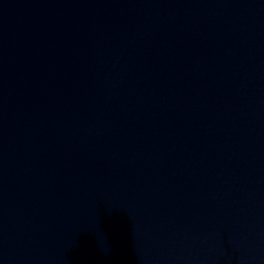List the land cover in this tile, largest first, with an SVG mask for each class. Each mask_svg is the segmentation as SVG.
Instances as JSON below:
<instances>
[{
  "label": "water",
  "instance_id": "95a60500",
  "mask_svg": "<svg viewBox=\"0 0 264 264\" xmlns=\"http://www.w3.org/2000/svg\"><path fill=\"white\" fill-rule=\"evenodd\" d=\"M0 264H264V0H0Z\"/></svg>",
  "mask_w": 264,
  "mask_h": 264
}]
</instances>
